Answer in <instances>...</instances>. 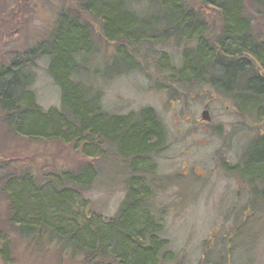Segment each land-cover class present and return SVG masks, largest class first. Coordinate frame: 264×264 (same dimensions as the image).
Here are the masks:
<instances>
[{"label": "trees", "instance_id": "1", "mask_svg": "<svg viewBox=\"0 0 264 264\" xmlns=\"http://www.w3.org/2000/svg\"><path fill=\"white\" fill-rule=\"evenodd\" d=\"M252 2L264 12V0ZM79 6L114 45L103 62L113 71L104 75L99 64L92 66L99 49L91 28L63 9L45 39L0 68V120L18 137L70 144L89 160L119 158L127 167L125 196L111 217L92 211L84 194L98 179L96 162L41 179L28 171L13 173L3 177L1 188L8 221L20 238L46 237L84 264H180L164 237L165 210L155 200L156 157L168 148L167 128L150 106L126 114L107 111L98 82L155 64L170 84L209 85L233 96L238 113L263 120L264 42L246 16L245 0H197L196 6L187 0H82ZM208 9L220 17L214 33L204 18ZM173 40L181 48L180 65L166 50L156 62L154 48ZM41 59L60 89V105L47 110L31 89ZM255 140L232 171L261 187L264 201V136ZM251 149L261 150L254 161ZM5 239L0 237V257L9 263Z\"/></svg>", "mask_w": 264, "mask_h": 264}, {"label": "rangeland", "instance_id": "2", "mask_svg": "<svg viewBox=\"0 0 264 264\" xmlns=\"http://www.w3.org/2000/svg\"><path fill=\"white\" fill-rule=\"evenodd\" d=\"M81 1L0 0V68L8 67L32 44L45 39L58 13L69 9L93 32L99 55L92 59V66L99 64L104 75L112 72L103 62L114 54L115 47L105 42L100 23L80 10ZM187 1L196 6L197 0ZM245 4L246 16L264 42V12L254 8L252 0ZM204 18L214 33L220 17L208 9ZM175 44L173 40L168 46L155 47L153 59L158 62L161 51L166 50L180 65L181 48ZM155 66L98 84L103 87L107 111L126 114L150 106L167 128L168 148L156 157L155 200L165 210L164 237L170 250L178 254L180 264L216 260L264 264L262 188L255 183L251 186L232 171L257 136H264V119L238 113L230 94L209 85L170 84L168 73H159ZM46 68L47 61L39 60L31 86L44 110L60 105V89ZM204 109L210 113V122L201 121ZM260 154L256 149L248 152L251 161ZM89 161L96 162L99 176L84 197L92 211L111 217L125 196V162L111 155L89 160L70 144L18 137L0 120V237L11 247L10 262L0 257V264H84L46 237L41 241L20 238L8 221V200L1 188L6 175L28 171L41 179L46 174L79 169Z\"/></svg>", "mask_w": 264, "mask_h": 264}, {"label": "water", "instance_id": "3", "mask_svg": "<svg viewBox=\"0 0 264 264\" xmlns=\"http://www.w3.org/2000/svg\"><path fill=\"white\" fill-rule=\"evenodd\" d=\"M211 117H210V113L207 109L203 110L201 113V121L202 122H210Z\"/></svg>", "mask_w": 264, "mask_h": 264}, {"label": "flooded vegetation", "instance_id": "4", "mask_svg": "<svg viewBox=\"0 0 264 264\" xmlns=\"http://www.w3.org/2000/svg\"><path fill=\"white\" fill-rule=\"evenodd\" d=\"M231 97H233V96H231ZM235 110L237 111V108H236V106H235ZM238 112V111H237Z\"/></svg>", "mask_w": 264, "mask_h": 264}]
</instances>
